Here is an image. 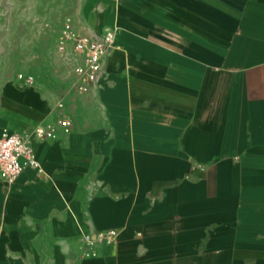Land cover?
<instances>
[{"label": "crops", "instance_id": "crops-1", "mask_svg": "<svg viewBox=\"0 0 264 264\" xmlns=\"http://www.w3.org/2000/svg\"><path fill=\"white\" fill-rule=\"evenodd\" d=\"M71 21L114 33L84 92L71 61L64 84L0 74V133L36 162L0 179V264H264V0H93Z\"/></svg>", "mask_w": 264, "mask_h": 264}, {"label": "rangeland", "instance_id": "rangeland-1", "mask_svg": "<svg viewBox=\"0 0 264 264\" xmlns=\"http://www.w3.org/2000/svg\"><path fill=\"white\" fill-rule=\"evenodd\" d=\"M89 1L0 0V74L49 73L63 84L69 82L71 62L53 47V33Z\"/></svg>", "mask_w": 264, "mask_h": 264}, {"label": "built area", "instance_id": "built-area-1", "mask_svg": "<svg viewBox=\"0 0 264 264\" xmlns=\"http://www.w3.org/2000/svg\"><path fill=\"white\" fill-rule=\"evenodd\" d=\"M114 33L105 31L91 37L78 32L69 18L62 21L56 38V49L72 62V71L76 77L78 93L86 90L87 84L96 81L105 59L113 48ZM70 54V55H69ZM68 55V56H67ZM77 59V61H74ZM16 78L22 86H31L34 77L18 73ZM61 107V103L59 104ZM58 125L64 132L70 127L66 116H61ZM38 136H50V130L40 129ZM25 162L21 164L20 159ZM36 166L33 147L27 136L3 129L0 133V179L5 183L14 181L22 172L23 165ZM116 230L98 234L96 241L113 242Z\"/></svg>", "mask_w": 264, "mask_h": 264}]
</instances>
